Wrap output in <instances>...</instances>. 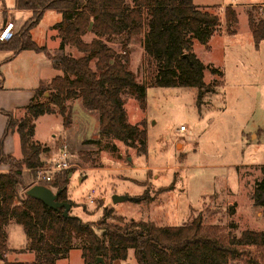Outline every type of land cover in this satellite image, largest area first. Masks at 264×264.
<instances>
[{
  "label": "rangeland",
  "instance_id": "374dc122",
  "mask_svg": "<svg viewBox=\"0 0 264 264\" xmlns=\"http://www.w3.org/2000/svg\"><path fill=\"white\" fill-rule=\"evenodd\" d=\"M13 2L0 0L7 12L8 31L12 33L20 29L30 14L14 9ZM256 2L264 0H193L196 6L215 13L220 20L215 32L218 35L208 42L209 50L208 46L193 43V52L207 66L204 81L208 87L202 91L199 105L198 90L194 87L146 86L145 109H140L135 97L122 94L127 121L144 122L146 154H137L121 141L100 135L98 113L84 109L78 98L65 103L71 116L68 128H63L56 108L54 114L36 119L34 139L43 143L55 139L54 154H48L46 148L40 155L43 167H50L60 155V146H66L71 165L66 193L74 204L71 214L93 223L101 218L103 209H112L124 223L144 220L157 226L188 224L200 215L204 224L229 227L236 236L245 229L264 230V215L252 199L254 184L262 178L260 167L264 165V40L255 49L247 20L249 11L255 20L264 17V3ZM229 5L237 14L234 34L227 33L224 16ZM58 17L52 10L43 13L31 35L37 45L53 50L49 37L55 35L52 27ZM91 38V34H86L83 41L89 42ZM125 42V36L105 41L116 50ZM126 49L136 80L148 85L152 66L144 55L141 35L131 38ZM64 51L79 55L74 47L65 46ZM212 68L218 72H211ZM0 71L7 79L16 72L15 68L11 72L9 66ZM28 77L24 78L27 84L34 76ZM47 94L49 91L44 92V97ZM21 114V110L16 111L15 117ZM180 126L185 130L180 131ZM15 139L12 154L20 157L19 141ZM4 167L0 165V169ZM23 178L26 185L40 180L27 171ZM113 194L137 200L113 203ZM14 224L17 229H8V244L26 249L7 252L6 260L31 262L34 253L27 250L28 239L21 226ZM73 242L76 247L55 264H83L78 249L81 241ZM249 250L252 260L255 259L256 248ZM131 255L127 260L134 264ZM0 264L5 263L0 260ZM232 264L244 263L238 260Z\"/></svg>",
  "mask_w": 264,
  "mask_h": 264
},
{
  "label": "trees",
  "instance_id": "16d2710c",
  "mask_svg": "<svg viewBox=\"0 0 264 264\" xmlns=\"http://www.w3.org/2000/svg\"><path fill=\"white\" fill-rule=\"evenodd\" d=\"M14 8L30 10L31 16L17 32L0 42V50L9 52L2 62H8L22 50H32L46 55L60 74L35 89L19 118L0 109L7 118L0 138V165L5 166L0 171V260L5 264H55L76 247L73 241L79 240L83 264H96L97 258L105 264L126 260L129 250L136 264H232L238 260L263 264L262 230L245 229L236 236L229 227L204 224L200 215L188 224L174 226H157L144 220L124 223L112 209H103L101 218L93 223L82 221L71 213L65 217L63 208H48L26 194L34 184L55 188L60 190L57 200L70 203L72 208L74 204L66 193L68 170L54 173L50 181L37 180L26 185L23 178L26 171L36 177V170L43 165L40 155L47 150L34 139L35 120L54 114L56 108L63 128H68L71 116L65 103L72 98L80 99L84 109L98 113L100 135L121 141L137 154H146L144 122L127 121L122 94L135 97L140 109H145L146 86L194 87L198 90L199 105L200 95L208 87L204 81L207 66L192 46L195 41L208 46L219 28V17L196 6L193 0H14ZM46 10L61 15L52 27L59 39V49L54 53L37 45L31 37V30ZM224 16L227 33H235L234 8L225 7ZM247 20L257 48L264 40V17L255 20L249 11ZM86 34L92 35L89 42L83 41ZM138 35L152 66L148 85L138 82L129 68L126 43ZM115 36H125L126 42L119 50L105 43ZM65 46L74 47L79 55L63 52ZM211 72L218 70L212 68ZM42 97L44 101L40 100ZM9 133L17 134L20 157L3 151ZM260 170L262 178L254 184L252 199L254 206L264 211V165ZM10 221L22 227L28 239L27 250L34 253L31 262L6 260V253L11 252L6 245V226ZM250 247L256 248V260H252Z\"/></svg>",
  "mask_w": 264,
  "mask_h": 264
},
{
  "label": "crops",
  "instance_id": "0c3cea01",
  "mask_svg": "<svg viewBox=\"0 0 264 264\" xmlns=\"http://www.w3.org/2000/svg\"><path fill=\"white\" fill-rule=\"evenodd\" d=\"M258 3H264V2H256L254 4H258ZM13 5H14V2H13ZM21 11H25V12L28 11L30 13V14L26 15L27 18H29L31 16L30 10L23 9ZM52 11H54V10H52ZM56 13L59 17L57 18V22H54V23H58L61 19L60 13H58V12H56ZM2 19H3V29L0 33V42L6 41L11 35H13L15 33V32L12 33L11 30L8 31L7 12L4 8L2 10ZM38 24H39V22L36 25H38ZM50 27H52V26L51 25L48 26V29ZM32 30H31V35H32ZM52 30H54V29H52ZM54 33H55V35L52 34L49 37V41L52 42L53 50H50L45 46L48 51L50 50L49 51L50 53L55 52V48H56L55 46H56V44L59 43V39H58V37H56V31L55 30H54ZM214 35H218V34L214 33L211 37H213ZM251 36H252V34H251ZM211 37H210V39H211ZM33 41L35 42V40H33ZM38 45L44 46L43 44H38ZM209 47H210V45H208V49H206V50H209L210 49ZM258 48H260V44L255 49H258ZM193 50H194V46H193ZM0 54H3V57L0 58V69L2 68V70L4 71V68L6 66H9L11 72H12L13 68H15V70H16L15 73H13V72L10 73L8 79L0 71V76L2 75V79H0V109H2L4 111L12 112L14 117H15L16 111L21 110L22 114L18 116V117H20L24 113V107L32 99L35 89H37L40 85L49 83V81L54 76L60 74V72L52 67L51 62L48 59V57H46V55H44L41 52H35L32 50H22L15 57H13L11 60H9L8 62H2V61L4 60L5 57H7L9 55V52L5 51V50H0ZM31 75H33L34 78L30 82H28L29 84L24 82V78L27 79V76L30 77ZM45 75H47V76H45ZM18 117H15V118H18ZM6 121H7L6 116L0 113V138L2 137L3 131L5 129ZM35 128H36V126H35ZM16 137H17L16 133H9L5 137L4 142H3L4 153L13 155L12 153L14 152V144H15V140H16L15 138ZM35 140H37L42 146L47 147L49 149L48 154H51V155L54 154L53 153L54 152L53 151V143H54L55 139L53 141H51L50 143H43L39 139H35ZM4 170L5 169H0V171H4ZM256 207H258V206H256ZM258 208L261 210V213L264 215L263 209L260 207H258ZM76 216L80 217V215H77V214H76ZM10 228L14 229V230L17 229L14 222H12V221H10L8 223V225L6 226V233H7L6 245H7V248L10 249L11 251L16 252V253L19 252L20 250H25L26 247L25 248L16 247L15 245L9 246V244H8V239H9L8 229H10ZM131 254H132V250H129L126 260H114L111 262V264H131L129 262V260H127L132 256ZM134 264H136V261H134Z\"/></svg>",
  "mask_w": 264,
  "mask_h": 264
},
{
  "label": "water",
  "instance_id": "95a60500",
  "mask_svg": "<svg viewBox=\"0 0 264 264\" xmlns=\"http://www.w3.org/2000/svg\"><path fill=\"white\" fill-rule=\"evenodd\" d=\"M59 191L60 190L53 191L51 188L46 187L44 185L34 184L26 190V194L29 197L39 200L48 208H51V209L63 208L62 214L63 216L67 217L68 214L70 213L71 206H70V203L68 202L57 200V194L59 193ZM123 200L135 201L137 199L133 197H128L127 195H124V194L123 195H120V194L112 195L113 203L121 202ZM96 264H105V263L102 258H97Z\"/></svg>",
  "mask_w": 264,
  "mask_h": 264
},
{
  "label": "built area",
  "instance_id": "2783aa9c",
  "mask_svg": "<svg viewBox=\"0 0 264 264\" xmlns=\"http://www.w3.org/2000/svg\"><path fill=\"white\" fill-rule=\"evenodd\" d=\"M2 6L0 4V33L3 29V19H2ZM180 131L185 130L184 126L179 127ZM70 163L67 159V152L65 144L60 146V155L57 160H55L50 167H40L36 170V176L40 180L50 181L53 179L54 173L66 171L70 168ZM90 202H93L91 196H89Z\"/></svg>",
  "mask_w": 264,
  "mask_h": 264
},
{
  "label": "bare ground",
  "instance_id": "6f19581e",
  "mask_svg": "<svg viewBox=\"0 0 264 264\" xmlns=\"http://www.w3.org/2000/svg\"><path fill=\"white\" fill-rule=\"evenodd\" d=\"M181 127V126H180Z\"/></svg>",
  "mask_w": 264,
  "mask_h": 264
}]
</instances>
